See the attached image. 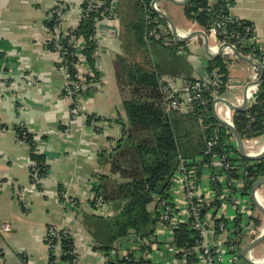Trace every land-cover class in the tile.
I'll list each match as a JSON object with an SVG mask.
<instances>
[{
    "label": "crops",
    "instance_id": "1",
    "mask_svg": "<svg viewBox=\"0 0 264 264\" xmlns=\"http://www.w3.org/2000/svg\"><path fill=\"white\" fill-rule=\"evenodd\" d=\"M54 2L55 0H0V130L6 129L5 132L0 131V181L30 185L29 163L32 152L42 155L48 166L47 176L35 184L40 193L27 197L26 210L17 202L13 185L0 186V222L12 226L11 232L0 234V260L3 264H49L46 230L50 226L66 225L74 234L80 264H109L108 255L97 249L100 245L84 219L88 215L106 218L115 215L114 209L109 205L103 204L101 210L96 208L90 188L97 184L98 175L108 172L109 167L99 161V154L109 152L115 145L122 131L118 120L125 118L115 75L116 59L123 56L120 0H117L115 6V19L104 18L100 22L98 30L101 57L96 60V70L101 78L92 91L80 96L81 111L85 118L75 123H71L69 116L71 103L63 97L65 76L58 68L57 53L48 47L51 41L48 14ZM156 3L159 10L171 19L181 36L194 31L206 34L185 13L187 24H176L172 11L165 3L182 8L184 5L168 0ZM227 4L228 13L233 18L253 24L258 32L254 44L257 51L247 53L251 58L250 62L224 48L220 55L227 59V81L240 84L232 90L224 91V100H235L237 96L244 101L248 84L260 76V69L255 63L260 64L264 53V0H230ZM80 20V0H70L65 25L77 27ZM159 26L165 34L170 33L167 22L166 26ZM212 33L215 35L206 34L208 46L220 42L216 37L217 32ZM181 43L185 44L178 47L179 55L189 67V77L198 80L206 76V62L210 60L204 52L203 38L197 35ZM263 68L262 66V72ZM241 71H244L243 76L232 75V72ZM185 78L184 73L161 77L178 84H184ZM260 82L261 79L256 84L258 88ZM247 111L248 107L244 112ZM89 116L101 123L99 131L88 127L86 118ZM85 123L88 126L84 127ZM69 126L75 132L67 138L62 131ZM18 128L25 129L30 134V142H18ZM262 133L264 132L245 137L239 135L243 149L248 145L245 139L252 141L254 137L260 138L258 135ZM229 135L228 145L238 151L235 136L232 133ZM71 200H74V204ZM262 215L264 217L263 213ZM261 220L262 216H258L255 223L260 224ZM176 229L178 228L171 230L156 223L149 238L140 240L138 236L130 235L116 244L115 256L123 259L125 254L133 253L150 264H184L188 258L185 259L182 254L175 257L171 249V243L175 244ZM260 244L264 247V241ZM141 245L147 247L144 252L139 250ZM247 245L240 248V264H248L242 257V251ZM260 257H264V254ZM56 264L63 263L58 260ZM222 264H230L228 257Z\"/></svg>",
    "mask_w": 264,
    "mask_h": 264
},
{
    "label": "trees",
    "instance_id": "2",
    "mask_svg": "<svg viewBox=\"0 0 264 264\" xmlns=\"http://www.w3.org/2000/svg\"><path fill=\"white\" fill-rule=\"evenodd\" d=\"M151 1L120 0L123 56H118L116 59L115 75L125 118L118 120L122 131L115 145L109 152L99 154V161L107 164L109 170L106 174L97 176V184L93 187V190L102 196L103 204L114 209L115 215L108 218L88 215L84 219L94 239L100 245L97 249L108 255L109 264H150L143 257H140L138 261L134 260L133 253L128 254V259H119L115 256L116 244L130 235H136L143 240L153 234L158 219L155 207L158 201L168 199L171 179L180 157L194 159L200 156L206 140L212 135L215 127L219 128L220 144L227 143L230 137L226 133L227 129L213 116L212 89L210 88L204 93V98L208 101L206 106L193 101V109L188 112L167 113L165 111L164 96L159 89L161 77L184 73L187 84H193L195 79L189 77V70L188 73L184 72L183 63H179L176 58V56L180 57L178 47L185 43L175 42L169 32L166 34L169 39L167 43L155 37L145 38L149 25L147 27L145 25V11L142 3L149 6ZM214 1L212 12L206 10L208 0H187L183 7L186 17L196 22L209 36L214 34L211 30L212 19L228 14L229 4L227 3L230 0ZM85 6L86 3L81 4V8L85 9ZM107 11L108 7L105 6L81 17L73 32L59 38L62 65L66 67L70 81L75 80L73 64L76 60L69 44L71 37H77L83 41L81 53L92 73L85 77L88 88L79 90L75 98L92 91L100 81L101 74L96 70L94 55L96 46L91 37L94 33V19H101L102 13L104 16L108 15ZM151 16L159 24L166 25V22L152 10ZM48 26L52 29V22ZM153 26L151 24V27ZM229 26L232 30L239 28L236 24ZM216 37L220 41L225 39V36L221 34ZM48 47L53 51L56 50L53 40ZM248 51L244 48L240 49L242 54H247ZM137 56L140 59L137 60ZM226 61V57L219 56L206 62L207 75L211 76L215 72L222 82L221 86L215 89L218 94L224 93L223 85L228 79ZM177 63L179 66L176 65ZM259 88L261 90L259 98L263 100L264 68ZM261 108L259 104L248 110L253 118L252 121L246 118V112H238L235 115V128L241 137L264 132V125L261 124L263 117ZM88 118L90 120L93 117ZM16 131L23 134L26 130L18 128ZM25 137L26 142L31 141L30 134H25ZM225 145V148L230 149L235 157H241L236 149ZM30 158L32 161L44 164H41V175L46 176L48 166L44 157L32 152ZM251 174L255 178L264 176V160L251 168ZM192 239V230L188 229L187 225L182 224L175 230L174 240L179 248L186 247ZM146 248L141 245L139 250L144 252ZM68 251H70V244L62 240L61 256L56 258L50 253L49 264H56L58 260L63 264H71L73 257Z\"/></svg>",
    "mask_w": 264,
    "mask_h": 264
},
{
    "label": "built area",
    "instance_id": "3",
    "mask_svg": "<svg viewBox=\"0 0 264 264\" xmlns=\"http://www.w3.org/2000/svg\"><path fill=\"white\" fill-rule=\"evenodd\" d=\"M214 0H208L207 11L212 12ZM70 0H55L49 10L48 18L52 22L51 40H53L55 52L58 56V68L65 76V82L62 87L63 97L69 100L71 105L69 116L71 123L78 122L85 118L81 111L80 96L76 97L79 90H86L88 84H85L86 75H92L90 67L87 65L81 51L83 41L77 37H71L69 44L72 48V55L76 57L73 64L75 70L74 78L71 80L66 67L62 65L63 58L60 53L59 38L66 36L75 30V27L66 26L65 17L69 8ZM80 3H86L85 9L81 8V17L87 16L90 12L97 11L99 8L108 7V15L102 13L101 19H94V33L91 40L94 41L95 59L101 57L99 47V27L104 18L107 20L115 19V6L117 0H80ZM145 11V38L147 36L155 37L163 43L168 42V38L158 21L151 16V10L156 9V3L150 2L149 6L142 3ZM151 24L154 26L151 27ZM236 24L239 28L232 30L229 25ZM211 30L225 36L224 41L209 44V52L216 54L220 46L228 44L224 49L232 51V48L241 47L251 52H256L258 48L256 43L257 30L253 24L235 19L231 14L222 17L213 18ZM260 64L264 67V53L260 58ZM97 66V65H96ZM1 68V56H0ZM31 85L30 81H27ZM222 82L217 74L213 72L211 76L206 75L201 79L195 80L193 84H178L170 80H160V92L164 96L165 111L168 112H188L192 110L193 101L206 106L208 101L204 98V93L209 88L212 89V110H215L217 116L229 123L235 128L234 115L226 104L222 102L213 103L217 99H226L223 94H218L215 89L221 86ZM226 90H232L237 87L236 81L228 80L225 83ZM260 88L254 85L253 88H246L245 96L248 99V110L255 106H262L261 124L264 125V98L260 100ZM235 106H241L243 98L235 97V100H228ZM246 118L252 116L246 112ZM88 125L96 131L102 126L94 118H86ZM254 121V120H253ZM255 122V121H254ZM227 129V128H226ZM5 132V128H1ZM75 130L73 127H66L62 134L69 138L73 136ZM227 134L230 131L226 130ZM26 131L23 134L16 133L19 143L26 142ZM254 137V145L244 146L245 154L250 157H257L264 151V133ZM256 138V139H255ZM219 128L212 130V135L206 140L203 153L194 159L179 158V164L171 179L169 197L166 200L157 202L155 210L157 212V223L174 230L180 225L185 224L192 230V240L184 248H179L174 243L172 251L177 257L182 254L185 259L190 260L184 264H222L226 257L230 264H240V248L245 244H250L264 233V217L257 209L256 205L264 208V186L260 185L254 190L251 188L264 176L253 177L251 168L259 161H249L245 158L235 157L230 149H226L227 143L220 144ZM251 140L245 139V142ZM244 142V140H243ZM41 164L36 161L29 163V173L31 175L30 185H18L16 182L4 180L0 181V186L5 187L13 185L16 192V200L24 210L28 208L27 197L34 193H40L35 184L43 177L41 175ZM48 174V172H47ZM46 174V176H47ZM90 188V195L97 209L101 210L103 206L102 196ZM69 200V199H66ZM71 202L74 204V200ZM258 216H262L261 223H255ZM12 226L9 223L0 222V234L9 233ZM221 237V238H220ZM65 240L70 244V255L73 259L71 264H80L76 252L74 234L69 226H50L45 233L46 246L49 253L56 258L61 256V241ZM246 258L255 263H264V257H255L252 250L246 253ZM108 259V258H107ZM123 259H128L125 254ZM130 260V259H129ZM134 260H140V255L134 254ZM0 264H3L0 260Z\"/></svg>",
    "mask_w": 264,
    "mask_h": 264
},
{
    "label": "water",
    "instance_id": "4",
    "mask_svg": "<svg viewBox=\"0 0 264 264\" xmlns=\"http://www.w3.org/2000/svg\"><path fill=\"white\" fill-rule=\"evenodd\" d=\"M157 1L159 0H154L153 3H156ZM168 1H171L175 4H178V5H185L187 0H168ZM155 12L157 15H159L162 19H164L168 24H169V28H170V33H171V36L172 38L174 39L175 42H178V43H181V42H184L186 41L187 39L193 37V36H201L203 38V47H204V52L207 56V58L209 60H214L216 59L217 57H219L222 52H223V48L225 46H229L228 44H224L222 46L219 47L218 49V52L216 54H212L209 52V46H208V38H207V35L203 32V31H194V32H191L189 35L187 36H181L178 32H177V29L175 28L173 22L171 21V19L169 17H167L163 12L155 9ZM233 50V53L247 61V62H250L248 58H245L243 56H241L239 54V52L235 49V48H232ZM255 65L260 69V76L259 78L255 81L254 84H258L259 80L261 79L262 77V66L259 64V63H255ZM216 102H222L224 104L227 105V107L230 109V110H234V111H237V112H244L245 110H247V107H248V100L246 99V96L244 98V101L242 103L241 106H234L233 104H231L230 102H228L227 100H224V99H217L215 100L213 103H216ZM213 112V116L214 118L219 122L220 125L224 126L225 128H227L236 138V141H237V145H238V151H239V154L242 158H245V159H248V160H251V161H258V160H261L264 158V152L260 155V156H257V157H250V156H247L244 152V149H243V145H242V140L237 132V130L231 126L229 123H227L226 121L222 120L219 116H217L215 110L212 111ZM264 184V178L259 180L254 186H253V190L255 188H257L258 186L260 185H263ZM256 207L264 214V208H262L261 206H258L256 205ZM262 241H264V233L259 237L257 238L256 240H254L253 242H251L250 244H248L242 251V257L244 260H246V262L248 264H264V263H255L253 261H250L248 260L247 258H245V254L252 250L255 246H257L258 244H260Z\"/></svg>",
    "mask_w": 264,
    "mask_h": 264
},
{
    "label": "rangeland",
    "instance_id": "5",
    "mask_svg": "<svg viewBox=\"0 0 264 264\" xmlns=\"http://www.w3.org/2000/svg\"><path fill=\"white\" fill-rule=\"evenodd\" d=\"M166 4V6L168 7V9L169 10H171L172 11V14H173V17H174V22L176 23V24H179V25H181V26H183V25H185V24H187L186 22H185V20H186V17H185V15H184V11H183V8L182 7H180V6H177V5H173V4H170V3H165ZM156 9L157 10H159V6H157V3H156ZM154 12H155V9L153 10ZM160 11V10H159ZM159 16V15H158ZM160 17V16H159ZM161 18V17H160ZM162 19V18H161ZM166 26V25H165ZM197 30V29H196ZM192 31H194V30H192ZM238 52H239V54L241 55V56H243V57H245V58H248L249 60L251 59L247 54H242L241 52H240V49H242L241 47H237V48H235ZM233 51V50H232ZM165 57H163V59H164ZM176 58H177V60H179L178 62L179 63H183L182 64V67H183V69H184V72L186 71L187 73H188V65L186 64V62L184 61V60H182V58H180L179 56H176ZM138 59H140V57L139 56H137V60ZM176 65H178L179 66V64L177 63ZM243 73H244V71H241V72H232V75H236V76H243ZM253 80V79H252ZM254 82H252L251 81V83H249L248 84V86H247V88H253V86L254 85H256V84H254L255 83V81H256V78H254V80H253ZM223 87L224 88H227L226 87V85L224 84L223 85ZM246 144H248V146H253L254 145V141H251V142H246ZM253 254L255 255V257H260L262 254H264V247H262V244H258L255 248H254V250H253Z\"/></svg>",
    "mask_w": 264,
    "mask_h": 264
}]
</instances>
